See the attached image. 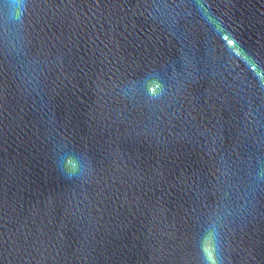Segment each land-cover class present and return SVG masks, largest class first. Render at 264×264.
Masks as SVG:
<instances>
[{"label": "water", "instance_id": "95a60500", "mask_svg": "<svg viewBox=\"0 0 264 264\" xmlns=\"http://www.w3.org/2000/svg\"><path fill=\"white\" fill-rule=\"evenodd\" d=\"M0 0V264H264V0Z\"/></svg>", "mask_w": 264, "mask_h": 264}, {"label": "clouds", "instance_id": "9594fccd", "mask_svg": "<svg viewBox=\"0 0 264 264\" xmlns=\"http://www.w3.org/2000/svg\"><path fill=\"white\" fill-rule=\"evenodd\" d=\"M12 4L14 5L11 9L12 18L17 20L21 19L24 15L26 7L23 5V0H12Z\"/></svg>", "mask_w": 264, "mask_h": 264}]
</instances>
